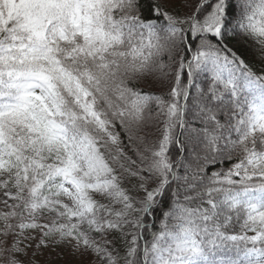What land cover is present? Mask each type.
I'll use <instances>...</instances> for the list:
<instances>
[{
  "label": "snow or ice",
  "instance_id": "snow-or-ice-1",
  "mask_svg": "<svg viewBox=\"0 0 264 264\" xmlns=\"http://www.w3.org/2000/svg\"><path fill=\"white\" fill-rule=\"evenodd\" d=\"M0 264H264V0H0Z\"/></svg>",
  "mask_w": 264,
  "mask_h": 264
},
{
  "label": "trees",
  "instance_id": "trees-1",
  "mask_svg": "<svg viewBox=\"0 0 264 264\" xmlns=\"http://www.w3.org/2000/svg\"><path fill=\"white\" fill-rule=\"evenodd\" d=\"M229 165L228 164H225V167H228Z\"/></svg>",
  "mask_w": 264,
  "mask_h": 264
}]
</instances>
